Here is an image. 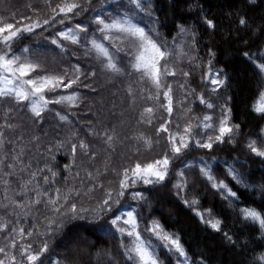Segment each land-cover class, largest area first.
<instances>
[{
  "label": "snow or ice",
  "instance_id": "6c2138e0",
  "mask_svg": "<svg viewBox=\"0 0 264 264\" xmlns=\"http://www.w3.org/2000/svg\"><path fill=\"white\" fill-rule=\"evenodd\" d=\"M246 3L249 8L264 9V0L259 3L246 0ZM182 5L187 12H195L208 29L217 30L215 21L206 15L210 9L206 10L200 0H173V9ZM43 7L47 11L42 13L39 7L28 4L27 14L18 13L8 0H0V108L5 115V122L0 125V152L6 144L3 129L16 126L9 118L17 111L26 114L36 125L44 124L51 114L69 131L63 138L57 134L48 142L35 170L31 161L22 159L23 148L17 152L13 147L12 162L6 165L8 156H0V168L6 166L9 170L4 176H13L17 165L20 173L27 174V179L21 180L11 196L9 181H2L5 187L0 208L15 216L16 222L12 224L0 215V234L4 237L0 243V264H83L84 254L94 257L88 264H207L204 253L193 260L180 235L167 230L155 217L151 205L153 200L159 203L166 198L165 190L190 209L200 224L219 233L241 254L249 246L244 229L258 231L259 251H254L250 260L237 264H264V175L259 180L251 178L246 160L239 157L229 160L212 154L224 145L234 147L244 134L241 123L233 120V97L227 94L232 76L225 68L215 66L217 54L212 47L207 49V60L199 57L195 25L183 21L173 11L171 19L180 42L174 37L169 46L159 40V29L167 26V18L161 20L157 15L154 0H57L55 3L44 0ZM235 16V27L222 32L221 37L235 45L246 66L245 73L251 68L259 78L252 111L264 118V15L257 18L237 11ZM32 36L42 39L23 43ZM185 43L189 44L188 49L183 46ZM252 45L256 46L255 51L251 50ZM52 50L61 58L75 57L81 51L85 57L98 61L100 71L109 77L135 74L138 79L129 81L125 87L130 103L135 104L139 97L167 114L168 119L161 118L155 127L154 137L143 132L130 137L137 155L132 163L119 169L111 167L108 160L103 170L92 166L98 153L91 143L79 137L69 117L70 110L82 100L78 89L91 87L97 71L92 66L87 70L81 67L78 59L76 63L69 59L67 66L46 67L45 52ZM125 51L129 59L121 67L119 54ZM175 58L186 59L193 71L183 67L178 70L173 63ZM195 71L200 72V82L204 85L199 92L188 85V78ZM178 75L184 80L177 85L183 92L180 99L175 98L173 84L169 83ZM196 101L205 108L201 115L193 112L192 104ZM57 106L63 107L57 110ZM156 110L154 106L143 107L137 123L151 126ZM174 111L179 113L175 123ZM92 123L88 122L89 133L102 141L106 151L114 152L119 140L115 126L101 132ZM255 135L256 138L249 136L244 140V147L250 158H257L264 165V127ZM161 137L162 150L140 159L141 150L152 152ZM40 139L39 135L32 137L38 149ZM66 144L71 160L63 165L67 175L61 184L54 153ZM78 150L87 158L88 166L77 165ZM217 170H222L237 190L226 179L219 178ZM81 171L84 178L80 177ZM109 171L116 180L108 181L105 186L101 178ZM260 171L264 172V167ZM187 173L195 175L189 177ZM198 183L219 196L225 211L235 213L242 226L239 234L224 229L222 214L214 213L211 208L201 209L200 196L195 191ZM97 189L103 192L99 199L93 196ZM240 189L259 197L261 206L257 208L242 201ZM40 208L51 215H44L40 226L35 223L30 228L22 226V221ZM92 236L114 238L118 244L114 250L99 247Z\"/></svg>",
  "mask_w": 264,
  "mask_h": 264
},
{
  "label": "trees",
  "instance_id": "16d2710c",
  "mask_svg": "<svg viewBox=\"0 0 264 264\" xmlns=\"http://www.w3.org/2000/svg\"><path fill=\"white\" fill-rule=\"evenodd\" d=\"M13 10L18 13H28V4H32L40 8L41 12H46L47 9L43 7L44 0H8ZM57 0H53V3ZM259 3V0H257ZM200 3L204 6L208 18L213 19L217 25V30L213 32L208 29L206 25L199 21L195 12L189 13L186 10V6L182 5L179 8L173 9V0H154V5L158 9L157 15L161 20L167 18V26L160 28L159 40L161 43H167L171 46L173 38L176 37L177 31L173 26L171 13L176 11L178 17H183V21L194 24L197 31V44L198 55L203 60H207V49L212 47L217 54L216 67L225 68L232 76L230 88L228 90L229 95L233 97L231 107L233 108V120L241 123L243 136L237 141L236 145H224L217 148L212 154L218 158H224L231 160L232 157H239L241 160L247 161V172L252 174L251 178L259 180L264 175L260 169L264 167L260 160L257 158H250L247 149L244 147V140L251 136L256 138V133L261 127H264V118H261L258 114L252 111V105L256 99L258 88L260 87V80L255 75L251 68H248L245 73V64L242 62V57L234 44L226 43L221 33L225 31H231L235 27L236 16L235 13L240 11L246 12L251 17H259L264 15V9H252L247 6L246 0H200ZM232 13L231 16L227 15ZM147 22V21H146ZM43 35H48L44 33ZM42 39V37L32 36L29 39L23 41L25 44H32L35 41ZM74 50V49H73ZM251 50L255 51L256 46L252 45ZM193 54V53H189ZM121 67H124L128 63L127 52H121L120 54ZM71 59V63H76L79 60L81 67L87 70L88 66H92L97 71V76L94 82H91V87H80L78 90L81 93V103L70 110V120L72 121L71 127L76 130L79 137L84 138L87 142L91 143L97 151V157L92 161V166L103 170L106 160L110 162V166L119 169L121 166L132 163L137 159L136 145L134 140L130 139L135 133L143 132L149 136H155V127L161 118L168 119L165 112L160 110L156 105H150V103L144 99L137 98L135 104H131L128 96L125 93L126 84L129 81H136L138 77L134 74L131 77H109L100 71L99 62L93 57H85L81 51L76 52L75 57H63L57 55L56 50L46 51L43 59L44 66H67V63ZM177 69L181 67L186 71L192 72L186 59L175 58ZM184 80L179 75L175 80H169V83L173 84L174 96L176 99H180L183 96V92L177 86L183 83ZM85 83H90L85 81ZM188 85L192 88H196L197 92L201 91L204 85L200 82V72L195 71L192 76L188 78ZM138 88H143L145 85H137ZM91 88H95L96 91H92ZM115 93V95H114ZM163 102V98H161ZM223 101L221 100L220 103ZM154 106L157 108L153 124L151 126L146 124H138L139 114L143 107ZM63 106H57V110H60ZM193 112L196 115H200V111L203 110V106H200L198 101L192 104ZM67 111V109H65ZM179 115L178 112L173 113V123H175V117ZM92 121V127L96 131H101L103 128H111L115 126L116 133L119 136V140L116 143L115 151L108 152L105 149V145L102 141L89 133L88 122ZM100 121L101 123H97ZM5 122V115L2 108H0V125ZM9 122L16 125L12 129L4 128V134L6 138L5 149L0 152V156L7 155V163L12 162L11 157L14 154L12 148L15 147L19 152L20 148L24 149L25 162L31 161L32 170H35L37 166V160L41 159V153H44L45 146L49 141H52L57 134L60 138H63L68 134L69 129L62 126L56 121L53 115L49 114L46 121L42 125L33 124L28 116L22 112H15ZM44 133H47L45 136ZM33 135H39L40 147H36L35 142L32 141ZM22 137V139H18ZM127 137V139H126ZM7 141H12V144H8ZM259 142V141H258ZM164 145V139L161 137L159 145H157L152 152L141 150L140 159L150 158L155 155L156 152L162 150ZM69 148L67 144L65 147L55 152V163L57 164L56 171L60 173L58 180L63 181V177L67 173L63 170V165L69 164L71 157L68 155ZM201 155L203 153H200ZM46 155V154H45ZM76 162L78 166H88L87 158L84 157L80 151H77ZM43 167V164H40ZM239 167V165H237ZM8 168L5 166L0 168V201L3 200L4 184L3 180L9 181L8 194L11 196L14 191L18 190L19 184L22 179H27V174L19 172V165H17L16 173L11 176H4L3 174L8 172ZM216 174L219 178L226 179L230 186L237 190L236 186L232 184L230 179L223 175L222 170H217ZM189 177L195 175L194 173H187ZM80 177L84 178V173L81 171ZM107 186L108 181L113 183L116 177L111 171L106 176L101 178ZM60 186V185H58ZM195 191L200 196V207L211 208L214 213L222 214L221 218L225 220L224 229L233 234H239L241 225L237 222L235 213L231 211H225V205L221 202L219 196L214 195L203 183H198ZM241 200L246 204H251L259 208V197L252 196L251 193H244L242 189L239 190ZM103 195V192L97 189L93 196L99 199ZM191 193H189V196ZM165 199L159 203L153 200L151 208L164 227L172 232H177L185 248L188 249L189 255L193 260L197 259L200 253H204V258L207 260V264H237V262L245 259H251L254 251H259V232L253 231L252 228L244 229V237L249 240V246L243 254L239 251L232 249L223 237L219 233H213L210 229H207L204 225L200 224L199 220L194 216L192 211L184 207L179 199L165 190ZM0 215H4L6 219L10 220L12 224H15L16 217L8 215L4 209L0 208ZM44 215H51L45 209L40 208L37 212L33 210L32 216L25 218L22 221V226L30 228L34 223L40 226ZM33 216L35 219H33ZM143 227V224L141 225ZM42 231V227L40 228ZM91 239L99 247L115 249L118 241L114 238H105L92 236ZM4 237L0 234V243H2ZM27 242V241H25ZM59 251V249H57ZM94 257L88 254L82 255L81 260L83 264H88Z\"/></svg>",
  "mask_w": 264,
  "mask_h": 264
},
{
  "label": "rangeland",
  "instance_id": "374dc122",
  "mask_svg": "<svg viewBox=\"0 0 264 264\" xmlns=\"http://www.w3.org/2000/svg\"><path fill=\"white\" fill-rule=\"evenodd\" d=\"M179 42H180V41H179V39H178L177 43H179ZM183 46H184L186 49H188L189 44H188V43H185ZM204 112H205V108H203V110L200 111V115L203 114ZM84 255H86V254H84Z\"/></svg>",
  "mask_w": 264,
  "mask_h": 264
}]
</instances>
